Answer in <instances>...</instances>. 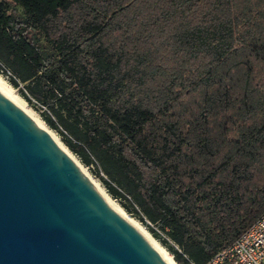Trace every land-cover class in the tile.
<instances>
[{
  "label": "trees",
  "instance_id": "1",
  "mask_svg": "<svg viewBox=\"0 0 264 264\" xmlns=\"http://www.w3.org/2000/svg\"><path fill=\"white\" fill-rule=\"evenodd\" d=\"M0 65L177 263L264 214V0H0Z\"/></svg>",
  "mask_w": 264,
  "mask_h": 264
},
{
  "label": "water",
  "instance_id": "2",
  "mask_svg": "<svg viewBox=\"0 0 264 264\" xmlns=\"http://www.w3.org/2000/svg\"><path fill=\"white\" fill-rule=\"evenodd\" d=\"M0 264H171L1 90Z\"/></svg>",
  "mask_w": 264,
  "mask_h": 264
},
{
  "label": "built area",
  "instance_id": "3",
  "mask_svg": "<svg viewBox=\"0 0 264 264\" xmlns=\"http://www.w3.org/2000/svg\"><path fill=\"white\" fill-rule=\"evenodd\" d=\"M203 264H264V214L232 244L216 251Z\"/></svg>",
  "mask_w": 264,
  "mask_h": 264
},
{
  "label": "rangeland",
  "instance_id": "4",
  "mask_svg": "<svg viewBox=\"0 0 264 264\" xmlns=\"http://www.w3.org/2000/svg\"><path fill=\"white\" fill-rule=\"evenodd\" d=\"M18 9V11L21 12V6L19 4L15 5ZM10 11V9L5 10L6 13H8ZM0 76L11 86V88L23 99V101L25 102V104H27V106L30 108V110H32L34 112V114H36V116H38L39 120L44 124V126L50 131L52 132L59 140L60 142L67 148V146L63 143L62 141V136L61 133L59 131V129L53 128L51 127L49 124H47V122L45 121L44 117H43V112L46 110L41 104L35 102L33 99H31L30 101L26 100L25 97H23L21 95V89H23V85L25 83H20L18 87L13 86L10 83L9 77L10 74L4 70L3 67H1L0 65ZM3 70V71H2ZM67 150L69 151V153L78 161V163H80V165L86 170V172L92 177V179L97 183V185H99L100 189L105 192L118 206L119 208L128 216L130 217V219H132L133 221H135L142 229L145 230L146 233H148L150 235V237L152 239H154V241L163 249L166 250V252L168 253V255L172 258L174 263H177L175 261V259L173 258L172 254L166 249V247L161 243V241L158 238H155L151 232L149 231L148 225L149 226H153L155 228H157L160 231V235L161 237H165L164 232L160 229V227L156 224V223H149L148 221L143 222L140 220V218L138 217V215L131 209H127L126 206V200H124L123 198L120 197H115L112 196L110 194V192L108 191L106 185L104 184V182L102 181L100 175L97 173V167L95 163H90V164H84L81 162L80 158L78 157V155H76L75 153H73L69 148H67ZM179 264V263H177Z\"/></svg>",
  "mask_w": 264,
  "mask_h": 264
},
{
  "label": "bare ground",
  "instance_id": "5",
  "mask_svg": "<svg viewBox=\"0 0 264 264\" xmlns=\"http://www.w3.org/2000/svg\"><path fill=\"white\" fill-rule=\"evenodd\" d=\"M0 90L2 91V93L8 97L9 99H11L12 101H14L26 114H28L34 121H36L41 127L45 128L46 130H48L44 124L39 120L38 116H36V114H34V112L32 110H30V108L27 106V104H25V102L23 101V99L11 88V86L0 76ZM48 132H50L48 130ZM50 134H52L54 136V138L62 145V147L64 148V150H66V152H68V154L70 156H72L69 151L67 150V148L60 142V140L52 133L50 132ZM73 157V156H72ZM74 158V157H73ZM75 159V158H74ZM76 160V159H75ZM77 161V160H76ZM78 162V161H77ZM96 183V182H95ZM97 184V183H96ZM99 186V185H98ZM104 194L106 195L108 201L110 202V204L112 205V207L114 209H116L118 212H120L121 214H123L124 216H126L153 244L154 246H156V248L158 249V251L162 254V256L166 259V261H168L171 264H177L174 263L172 258L168 255V253L166 252L165 249H163L162 247H160L155 241L154 239H152L150 237V235L148 233L145 232L144 229H142L135 221H133L132 219H130V217H128L120 208L119 206L104 192Z\"/></svg>",
  "mask_w": 264,
  "mask_h": 264
}]
</instances>
